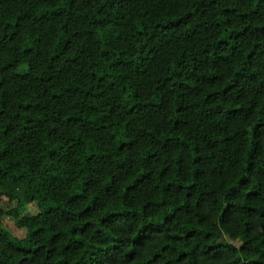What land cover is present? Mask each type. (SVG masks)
I'll return each instance as SVG.
<instances>
[{"label":"trees","instance_id":"obj_1","mask_svg":"<svg viewBox=\"0 0 264 264\" xmlns=\"http://www.w3.org/2000/svg\"><path fill=\"white\" fill-rule=\"evenodd\" d=\"M0 264H264V0H0Z\"/></svg>","mask_w":264,"mask_h":264},{"label":"rangeland","instance_id":"obj_2","mask_svg":"<svg viewBox=\"0 0 264 264\" xmlns=\"http://www.w3.org/2000/svg\"><path fill=\"white\" fill-rule=\"evenodd\" d=\"M1 206H2V208H3L4 210H6V209L9 208V204H8V202H6V201H4V200L2 201ZM27 210H28L29 212H34V211H35L34 208H33V206H31V205H28V206H27ZM4 224L8 227V229H9L12 233H14V234H16V235H20V234L24 233V230L16 228V227L13 225V223L11 222V220H10L9 218H6V217H5V219H4Z\"/></svg>","mask_w":264,"mask_h":264}]
</instances>
